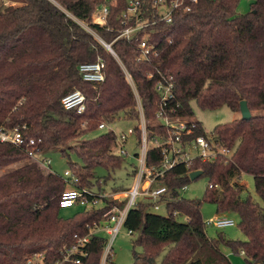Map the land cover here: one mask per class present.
Wrapping results in <instances>:
<instances>
[{
  "label": "trees",
  "instance_id": "16d2710c",
  "mask_svg": "<svg viewBox=\"0 0 264 264\" xmlns=\"http://www.w3.org/2000/svg\"><path fill=\"white\" fill-rule=\"evenodd\" d=\"M54 1L0 0V128L18 129L25 140L21 146L0 141V264H30L29 259L40 253L44 264H55L75 235H86L110 207L125 204L105 198L103 207L64 218L59 200L67 188L65 179L28 161L30 139L37 141L44 156L60 148L69 159V169L79 177L77 186L102 189L112 176H97V168L115 171L125 158L112 150L113 131L95 134L99 124L113 123L121 114L129 120L139 118L125 70L148 120L159 110L160 73L172 76V104H178V115L194 119L195 134L205 130L194 118L193 103L202 110L227 106L240 112V102L246 100L252 112L249 119L218 124L211 132L219 146L231 149L230 156L197 158L189 167L181 164L167 172V214L152 211L143 202L128 212L124 226L138 234L134 247L143 249L134 250L132 264H232L221 246L244 251L247 264H264V205L243 197L244 185L236 182L242 173L252 175L264 203V0H252L251 10L243 14L236 11L240 0H198L189 11L177 10L170 22L157 21L139 32L140 39L149 35L156 51L149 60L140 59L139 40L118 37L126 26L123 13L128 0ZM145 3L146 15L153 17L152 0ZM105 4L107 23H94L95 10ZM79 21L111 44L117 56ZM98 58L105 62L106 78L94 85L83 80L79 66ZM76 88L86 95L83 113L62 104V98ZM154 152L148 154L149 163ZM71 153L80 162L72 161ZM194 170L208 179L203 199L180 193L192 181ZM204 202L215 204L218 214L237 215L246 238L228 239L222 233L211 238L202 214ZM106 243V234L92 236L89 254L80 264H100Z\"/></svg>",
  "mask_w": 264,
  "mask_h": 264
},
{
  "label": "built area",
  "instance_id": "2783aa9c",
  "mask_svg": "<svg viewBox=\"0 0 264 264\" xmlns=\"http://www.w3.org/2000/svg\"><path fill=\"white\" fill-rule=\"evenodd\" d=\"M51 1L55 2L54 0ZM197 1L152 0L151 4L155 12L152 14L153 17H150L146 15L148 11L145 0H128L127 8L123 13L126 26L119 30L118 37H124L129 41L139 40L140 59L149 60L150 55L156 53V51L152 49L153 46L148 42L149 35L145 33V36L140 39L139 32L157 21L170 22L174 12L179 9L189 11L191 4ZM108 14L109 5H102L95 10L92 21L104 25L107 23ZM82 25L92 32L110 52L117 56L111 44L105 42L87 24ZM79 71L83 80L94 85L101 84L106 78L105 62L102 58L80 64ZM125 72L137 98L139 118L136 120L141 119L142 122L141 125L128 129V133L135 137L138 150L133 154L129 153L127 149L129 139L126 133L116 134L114 132L116 140L113 147L117 146L118 148L116 154L124 158L131 156L137 162L133 164L132 170L136 182L131 187L126 186L125 190L116 191L112 189L110 193L107 191L106 183H103L102 189L79 187L76 185L79 182V177L74 175L70 169L65 171L64 179L67 188L63 191L59 200L61 208L72 207L75 204L83 205L85 208L103 207L107 204L105 198L125 201V204L123 206L114 204L104 214L103 221L90 227L86 235H75V240L71 244L63 246V258L55 264L65 262L80 264L83 258L89 254L87 246L92 236L102 234V231L106 232L107 236L103 253L105 254L104 261L110 260L109 258L112 259L113 243L123 228L127 214L131 209L135 208L140 202L149 203L152 211L160 210L162 204L166 207L169 197L164 178L167 172L181 164L189 167L197 158L212 160L218 155L230 156L232 153L228 147L219 146L211 133L195 134L197 124L193 118L177 114L178 104H172L175 98L172 76L168 77L160 73V77L156 80V89L161 96L160 105L155 118L148 120L145 117L135 83L129 72L127 70ZM149 78L154 79V75L149 74ZM62 104L68 110L83 113L86 109V95L81 89H74L62 98ZM107 126V122H101L98 130L107 131ZM0 141L15 146H21L25 143L24 137L18 129L5 130L0 128ZM28 144L32 146L28 150L30 159L52 171L51 159L43 155L37 146V141L30 139ZM152 150L155 151L152 156L153 162L149 163L148 154ZM213 186V184H209L210 188ZM89 196H95V198L90 200ZM204 223L218 228L236 225L235 219L227 214H217L204 220ZM129 233L132 234L131 231ZM28 262L30 264H44V255L42 253L37 254L35 257L30 258Z\"/></svg>",
  "mask_w": 264,
  "mask_h": 264
},
{
  "label": "rangeland",
  "instance_id": "374dc122",
  "mask_svg": "<svg viewBox=\"0 0 264 264\" xmlns=\"http://www.w3.org/2000/svg\"><path fill=\"white\" fill-rule=\"evenodd\" d=\"M14 4L17 5L18 3H14ZM251 5H252V0H240L236 11L238 14L246 13L251 10ZM82 24L85 25V23ZM192 107L194 111V118L202 123L206 133L213 132L215 126L218 124L226 123L242 116L241 112H234L230 110L227 106H224L216 110H202L196 103H193ZM141 123H142L141 119L129 120L126 119L123 116V114H121V117L116 119L115 122L108 123L106 130L113 131L116 134H122V133L128 134L129 141L127 143V149L130 154H133L138 150V148L135 144V137L128 133V129L137 127L141 125ZM98 133L101 132L100 131L95 132V134ZM112 150L114 153H117L118 151L117 146H114ZM45 157L51 159L52 172H55L63 176L64 178L65 171L69 170V165H68L69 159L67 156H64L61 153L60 148L49 150L48 152H46ZM70 159L74 162H80L79 157L74 153H71ZM28 161H34V160L28 159ZM135 163L137 162L133 157L126 156L125 162L120 169H117L115 171H108L107 169L104 168H97V176L106 177L109 174L112 176V178L106 183L107 191L110 193L112 192L114 186L124 185L127 187H131L136 182V177L132 174L133 164ZM16 166L17 164L13 165L12 167H16ZM42 168L44 167L42 166ZM44 169L50 171L47 168ZM236 182L244 185V191L242 194L243 197L251 196L255 201L260 203L262 206L264 205L262 199L257 195L255 191L254 177L252 175L242 173V175L238 180H236ZM207 186H208V179L204 176H201L189 182L185 188L180 190V193L183 197L186 198L203 199ZM84 209L85 207L83 205L75 204L72 207L61 208L60 215L64 218H68L84 211ZM155 212L165 215L167 214V209L165 205L162 204L161 209ZM202 214L204 220L214 217L215 215L218 214L216 205L210 202H204L202 205ZM228 215L235 219L236 225L228 226L225 228H218L215 226L206 225L207 234L211 238H216L220 233H222L228 239L244 240L246 236L241 232L238 226L239 223L238 216L235 214H228ZM179 220L185 221L186 218L179 217ZM101 233L106 234V232L103 231ZM137 237H138L137 233L130 234L129 230L125 226H123V228L121 229L120 233L118 234L117 238L113 243V247H112L113 260L104 261L105 254H103L100 264H132L134 250H136L139 253L143 251L142 247L140 246L134 247V241L137 239ZM221 248L222 251L229 257L232 264H247V262L245 261V257L241 252L236 253L227 246H221Z\"/></svg>",
  "mask_w": 264,
  "mask_h": 264
},
{
  "label": "water",
  "instance_id": "95a60500",
  "mask_svg": "<svg viewBox=\"0 0 264 264\" xmlns=\"http://www.w3.org/2000/svg\"><path fill=\"white\" fill-rule=\"evenodd\" d=\"M240 112H241V117L243 119H249L252 116V112L248 106V103L246 100H242L240 102ZM202 175V171L201 170H194L190 173V178L191 180H195L196 178H198L199 176Z\"/></svg>",
  "mask_w": 264,
  "mask_h": 264
}]
</instances>
